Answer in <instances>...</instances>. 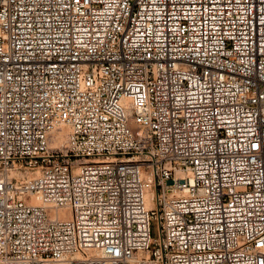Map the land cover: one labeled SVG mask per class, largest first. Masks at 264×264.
<instances>
[{
	"label": "built area",
	"instance_id": "obj_1",
	"mask_svg": "<svg viewBox=\"0 0 264 264\" xmlns=\"http://www.w3.org/2000/svg\"><path fill=\"white\" fill-rule=\"evenodd\" d=\"M0 263L264 264V0H0Z\"/></svg>",
	"mask_w": 264,
	"mask_h": 264
},
{
	"label": "bare ground",
	"instance_id": "obj_2",
	"mask_svg": "<svg viewBox=\"0 0 264 264\" xmlns=\"http://www.w3.org/2000/svg\"><path fill=\"white\" fill-rule=\"evenodd\" d=\"M65 136H66V129L64 128V130L63 131H61L59 134H58V136H57V138L55 139V144H57V145H59V140H61V141H63V140H65L64 138H65ZM64 142V141H63ZM64 143H62V144H60V145H63Z\"/></svg>",
	"mask_w": 264,
	"mask_h": 264
},
{
	"label": "rangeland",
	"instance_id": "obj_3",
	"mask_svg": "<svg viewBox=\"0 0 264 264\" xmlns=\"http://www.w3.org/2000/svg\"><path fill=\"white\" fill-rule=\"evenodd\" d=\"M65 137H66V136H65ZM64 139H65V138H64ZM63 141H64V142H63ZM63 141L59 140V142H58L59 145L62 144V143H65V140H63ZM0 264H4V263H0Z\"/></svg>",
	"mask_w": 264,
	"mask_h": 264
},
{
	"label": "water",
	"instance_id": "obj_4",
	"mask_svg": "<svg viewBox=\"0 0 264 264\" xmlns=\"http://www.w3.org/2000/svg\"><path fill=\"white\" fill-rule=\"evenodd\" d=\"M172 182V180H170V183Z\"/></svg>",
	"mask_w": 264,
	"mask_h": 264
}]
</instances>
